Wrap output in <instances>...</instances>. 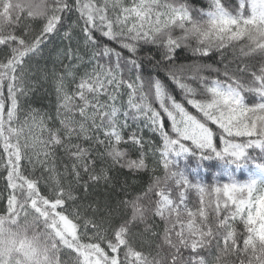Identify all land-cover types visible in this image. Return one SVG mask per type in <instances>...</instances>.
Here are the masks:
<instances>
[{
	"label": "snow or ice",
	"instance_id": "1",
	"mask_svg": "<svg viewBox=\"0 0 264 264\" xmlns=\"http://www.w3.org/2000/svg\"><path fill=\"white\" fill-rule=\"evenodd\" d=\"M0 264H264V0H0Z\"/></svg>",
	"mask_w": 264,
	"mask_h": 264
},
{
	"label": "trees",
	"instance_id": "2",
	"mask_svg": "<svg viewBox=\"0 0 264 264\" xmlns=\"http://www.w3.org/2000/svg\"><path fill=\"white\" fill-rule=\"evenodd\" d=\"M190 2L193 3L196 7H199L201 5H204L205 7H207V0H190ZM233 2H235V0H233ZM66 43L67 42L65 41L62 44V41L58 37L53 38L51 40V42L48 44L47 48L45 49V55L47 56L49 51L59 50V48L62 47L63 45H66ZM185 55H186V53H181L182 62H183V57ZM176 95H177V98L179 99V90H176ZM53 99H54V97H53ZM45 103H47V101H45ZM181 164H183V162H181ZM189 171H190V169H189ZM202 175H203V173H202ZM239 175H240V173H237V176H239ZM245 178H246V174H245ZM129 183H133L131 178L129 179ZM137 183H138V181H137Z\"/></svg>",
	"mask_w": 264,
	"mask_h": 264
}]
</instances>
